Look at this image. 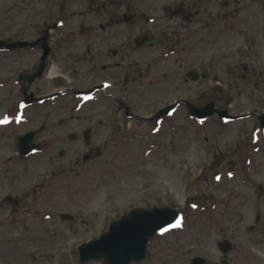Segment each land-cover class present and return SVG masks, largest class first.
Segmentation results:
<instances>
[{
	"label": "rangeland",
	"instance_id": "1",
	"mask_svg": "<svg viewBox=\"0 0 264 264\" xmlns=\"http://www.w3.org/2000/svg\"><path fill=\"white\" fill-rule=\"evenodd\" d=\"M89 2L0 0V39L32 41L48 29L51 52L46 69L28 86V92L53 94L23 106L26 76L34 71L43 50L0 48V121L7 120L0 122V264H105L104 260L81 263L77 248L107 232L109 223L129 210L152 206L178 208L180 223L152 237L146 259L133 264H186L188 254L218 264V239L231 240L234 250L237 245L247 249L250 244L264 243V215L256 220L257 211L264 209V194L256 196V185L264 184V129L256 117L250 118L252 112H264V74L259 73L264 71V44L256 49L254 71L246 78L209 70L199 82L182 86L173 76H183L181 72L161 61L166 59L161 45L160 54L149 55L158 62L151 65L158 68L150 97L154 104L137 103L131 108L137 116L150 117L175 100H215L233 114L249 113L242 119L210 117L200 122L182 104L153 121L127 118L111 104L103 114L106 96L102 92L74 95L64 91L57 98V38L61 34L70 39L59 50L66 54L68 49L77 58L72 81L63 75L62 91L81 89L101 76H82L84 59L78 60L82 54L89 56L85 43L96 18L88 12ZM124 2L127 13L132 4H139L136 9L143 11L142 22L146 17L160 22L157 11L166 6V0ZM60 17L66 21L57 29ZM96 35L103 32L96 31ZM238 43L230 42L226 48L234 53ZM145 47L154 52L151 44ZM144 54L141 51L133 68L144 67ZM184 62L197 65L198 59ZM111 74L105 71L103 76ZM170 74V79H163ZM72 100L89 105L82 113H72L73 108L65 106ZM69 115L81 117V123L87 119L83 127L93 128V153L78 166L73 160L86 147L68 138L70 130L62 128L61 133L57 127V117ZM31 130H37L33 141L37 147L20 155L16 142ZM65 140L67 148L75 151L61 155ZM96 147L102 151L97 153Z\"/></svg>",
	"mask_w": 264,
	"mask_h": 264
},
{
	"label": "flooded vegetation",
	"instance_id": "2",
	"mask_svg": "<svg viewBox=\"0 0 264 264\" xmlns=\"http://www.w3.org/2000/svg\"><path fill=\"white\" fill-rule=\"evenodd\" d=\"M97 4L99 5L97 6ZM138 5L132 4L128 9H131V11L127 13L124 0H90L88 12L91 15L94 14L96 18H93L90 23L89 34L85 43V49L89 56L86 57L82 54L78 60L84 59L82 62L86 73L82 76L86 75L88 78H93L97 77L96 73H100L101 76L97 77L96 82H91L81 89L68 88L62 91L60 86L64 79L63 75L68 76L71 80L70 77L74 76L77 64V62H73L74 59H77L76 56L70 53L68 49L66 54L60 51L64 40L65 43H69L70 39V37H67L68 34L63 33L61 35L64 36L57 38V71L60 72L57 74V98L64 91L74 93V95L102 92L106 96L103 114L108 112L107 108L111 104L122 109L127 118L142 121L137 118L138 116L131 108H135L137 103L148 102L154 104L150 97L153 92V85L157 83L154 76H156L158 68L152 66L158 64V62H156V59L150 58L149 55L152 53L160 54L161 45L165 47L162 53L166 58L161 61L170 63L183 75H163V79H170L173 75L181 86L191 82H199L205 78L209 70L230 76L240 74L244 78L253 73L256 49H258L259 44H264V0H166V6H161L160 10L157 11L159 17L156 19H160V22H155V19L150 20L149 17H146L142 22L141 14H143V11H137ZM121 7L122 11H120ZM59 21L61 23L57 21V29L61 24L65 25L66 20H62V17H60ZM257 21L258 28L255 29ZM164 22L167 23L165 25H168V27L162 25ZM96 31H102L103 35H96ZM159 35L162 36L160 40L158 39ZM238 40H240V43L234 46V53L226 48L228 43ZM147 44H151L154 52L146 51L148 48L145 45ZM98 48L99 51L94 53V49ZM141 51L145 52L143 56H145L146 63L143 68L139 64V67L134 66L133 68L131 65L136 64L134 60L140 58ZM189 58L192 60L197 58V65H187L184 61ZM105 71H111V76H103ZM259 73L263 76L264 71ZM136 87L141 88L142 92H137ZM141 94L146 95V97L142 99ZM25 98L24 95L22 100H25ZM206 102L209 101L195 102L194 105L200 106ZM171 103L173 102L167 103L162 108ZM213 103L218 108L223 107L216 104L215 100ZM78 104L77 100H72L65 106L69 107L70 110L73 108L72 113H82L83 108L89 105H85V102L84 104ZM76 107L81 108L77 110ZM157 111L150 117H144L145 120L153 121L157 119L152 117ZM229 112L231 111L229 110ZM251 114L252 117H249L253 119L257 115L256 112ZM214 118L219 117L214 115ZM84 122L81 123V117L74 115L57 117V127L60 132L62 133V128L70 130L67 133L68 138L75 141L80 140L81 145L86 147L73 160L76 166L83 162L84 157L87 158L88 155L90 157L93 153V143L91 141L93 128L87 125L83 127L87 124V119ZM81 126L82 131H80ZM33 145L35 148L37 147L35 144ZM61 145L63 146L62 154L59 152L61 155L75 151L67 148L69 142L66 140ZM95 150L100 153L102 147H96ZM250 166L254 168L252 164ZM256 187L258 189L256 196L261 197L264 194V184H257ZM7 199L9 200L10 197H7ZM262 215H264V209L258 210L256 220L259 221ZM262 235L263 240L264 228ZM225 239L229 240L228 238L218 239L215 243L217 251L220 253L218 264H264V243L250 244L247 249H242V245H237L238 249L234 250L236 245L231 240V243H219ZM226 247H229V249L224 251ZM197 256L203 257L201 255L189 257L188 254L184 258V263L199 264L201 261L198 260L197 263L194 261ZM256 256H260L261 260L255 258ZM205 261L206 264H210L207 259Z\"/></svg>",
	"mask_w": 264,
	"mask_h": 264
},
{
	"label": "water",
	"instance_id": "3",
	"mask_svg": "<svg viewBox=\"0 0 264 264\" xmlns=\"http://www.w3.org/2000/svg\"><path fill=\"white\" fill-rule=\"evenodd\" d=\"M48 36L49 33L47 29L40 38L34 41H5L0 39V47H4L6 50L23 48L26 46L34 47L37 45L43 49L40 63L36 66L34 72L27 77L29 84L43 73L45 61L50 52V47L47 42ZM23 93L26 97L25 104L43 99V97H35L33 92L28 93V86L23 88ZM186 104L191 114L199 119L206 118V116L212 114L213 111L211 103L205 107H194L189 101H186ZM173 106L174 105H171L159 110L156 116L159 117L167 113ZM218 113L226 115L225 110H219ZM263 117L264 116L261 117V121L264 125L262 120ZM229 118L235 119L237 117L230 115ZM33 136L34 132H28L18 139L17 149L21 155L28 154L33 150V145L31 144ZM179 218V210L169 206L133 208L129 210L128 213L122 215L118 220L111 221L107 232L101 234L96 239L89 240L80 245L78 247L80 261H98L104 258L106 264H130L131 261L139 262L146 257L149 238L161 229L170 228L172 225L176 224ZM228 249L229 247H226L224 251ZM197 260L201 261L199 264H205L202 258H197Z\"/></svg>",
	"mask_w": 264,
	"mask_h": 264
},
{
	"label": "snow or ice",
	"instance_id": "4",
	"mask_svg": "<svg viewBox=\"0 0 264 264\" xmlns=\"http://www.w3.org/2000/svg\"><path fill=\"white\" fill-rule=\"evenodd\" d=\"M0 122H5V123H6V122H7V120L5 119L4 121H0ZM179 223H180V222H179V221H177V224H176V225H174V227H175V226H179ZM165 231H167V229H161V234H163V232H165Z\"/></svg>",
	"mask_w": 264,
	"mask_h": 264
}]
</instances>
